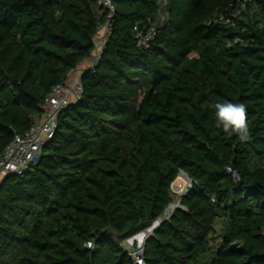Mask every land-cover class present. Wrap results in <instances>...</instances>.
Segmentation results:
<instances>
[{
  "label": "trees",
  "instance_id": "1",
  "mask_svg": "<svg viewBox=\"0 0 264 264\" xmlns=\"http://www.w3.org/2000/svg\"><path fill=\"white\" fill-rule=\"evenodd\" d=\"M110 1L0 0V155L107 25L38 159L0 181V264H136L121 242L180 172L144 264H264V0ZM225 101L245 104L248 141L216 127Z\"/></svg>",
  "mask_w": 264,
  "mask_h": 264
},
{
  "label": "built area",
  "instance_id": "2",
  "mask_svg": "<svg viewBox=\"0 0 264 264\" xmlns=\"http://www.w3.org/2000/svg\"><path fill=\"white\" fill-rule=\"evenodd\" d=\"M97 4L113 12L110 0H97ZM134 29L136 30L137 44L139 46H147L148 42L153 37L154 29L150 27L145 30V32L138 30V28ZM80 76L81 73H76L74 70L69 74L64 84L54 87L52 92L44 100L42 113L34 117L29 130L22 135H15L10 144L6 146L3 153L0 155V177L8 173H22L33 162V158L39 154L42 144L53 135L59 110L75 102L80 97L82 92ZM182 176H184V174L180 172L177 178ZM174 183L175 180L171 184V193L172 195H177L178 198L186 194L191 187V180L188 178L187 184H185L183 188L176 189ZM176 206H180L179 201ZM165 211L163 214H167ZM86 245L87 247H91V242H88ZM130 255L135 259L136 264H144L142 259V248L137 251H131Z\"/></svg>",
  "mask_w": 264,
  "mask_h": 264
},
{
  "label": "clouds",
  "instance_id": "3",
  "mask_svg": "<svg viewBox=\"0 0 264 264\" xmlns=\"http://www.w3.org/2000/svg\"><path fill=\"white\" fill-rule=\"evenodd\" d=\"M213 107L215 108L217 128H222L228 136L237 135L241 142L248 141L251 138L244 103L225 101L216 103Z\"/></svg>",
  "mask_w": 264,
  "mask_h": 264
},
{
  "label": "rangeland",
  "instance_id": "4",
  "mask_svg": "<svg viewBox=\"0 0 264 264\" xmlns=\"http://www.w3.org/2000/svg\"><path fill=\"white\" fill-rule=\"evenodd\" d=\"M106 35H107V27L105 25L99 29V31L97 32V34L94 38L95 49H94L93 53L91 54V56L93 55V57H92L93 60H92L91 64H93L95 62V60H96V58H97V56L101 50L103 40H105ZM75 72L80 73L79 70H75ZM185 184H187V177L185 175L175 179L174 186L176 189L183 188V186ZM172 197H173V202L168 207L169 212H167V214H162L161 218H166L173 211V209L176 207V204L178 203V196L173 194ZM214 227H215L216 231H220V229L222 227L221 221L216 222ZM152 232H153L152 224L147 225V226L141 228L140 230L136 231L131 236L124 239L121 242V244L126 250H128L130 252L131 251H137L138 249H141L142 245H143V243L139 241L138 237L142 234L143 240H145L149 235L152 234ZM219 239H220V236L215 235V237L213 239L214 242L212 243V245H214L216 242H218Z\"/></svg>",
  "mask_w": 264,
  "mask_h": 264
},
{
  "label": "crops",
  "instance_id": "5",
  "mask_svg": "<svg viewBox=\"0 0 264 264\" xmlns=\"http://www.w3.org/2000/svg\"><path fill=\"white\" fill-rule=\"evenodd\" d=\"M92 53H93V52H92ZM92 57H93V55L90 56L89 58L85 59L84 61H82V62L78 65V67H77L76 70H79L80 73H81L83 70L91 68V67L93 66V64H94V63L91 64V63H92V60H93ZM1 179H2V177H0V181H1Z\"/></svg>",
  "mask_w": 264,
  "mask_h": 264
},
{
  "label": "water",
  "instance_id": "6",
  "mask_svg": "<svg viewBox=\"0 0 264 264\" xmlns=\"http://www.w3.org/2000/svg\"><path fill=\"white\" fill-rule=\"evenodd\" d=\"M37 159H38V155H36V156L33 158V162L36 161ZM176 207H179V208H180V206H176ZM167 208H168V207H167ZM167 208H166V209H167ZM166 209H165V210H166ZM165 210H164V211H165ZM164 211H163V213H164ZM162 221H163V220H162L161 218H158V219H156L155 221H153V223H152V226H154V227H153V231H154V230H155V229H156V228L162 223ZM143 242H144V240L142 241V243H143Z\"/></svg>",
  "mask_w": 264,
  "mask_h": 264
},
{
  "label": "bare ground",
  "instance_id": "7",
  "mask_svg": "<svg viewBox=\"0 0 264 264\" xmlns=\"http://www.w3.org/2000/svg\"><path fill=\"white\" fill-rule=\"evenodd\" d=\"M168 210H169V209L167 208V210L165 211V213L169 212ZM152 227H154V226H152ZM138 238H139V241L142 242V240H143V236H142V234H141Z\"/></svg>",
  "mask_w": 264,
  "mask_h": 264
}]
</instances>
